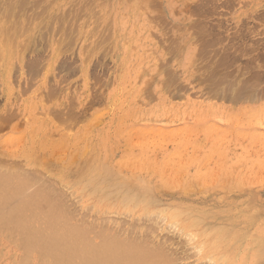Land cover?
I'll return each mask as SVG.
<instances>
[{
	"label": "rangeland",
	"instance_id": "1",
	"mask_svg": "<svg viewBox=\"0 0 264 264\" xmlns=\"http://www.w3.org/2000/svg\"><path fill=\"white\" fill-rule=\"evenodd\" d=\"M0 12V117H11L0 120L1 165L34 178L71 223L82 217L94 233L118 232L123 246L157 254L148 257L157 264H222L228 250L209 248L224 229L247 232L249 242L264 223V0H0ZM202 76L223 77L221 92ZM225 84L263 92L229 99ZM81 168L86 179L92 169L104 175L99 187L135 198L119 205L90 196ZM230 214L237 222L226 221Z\"/></svg>",
	"mask_w": 264,
	"mask_h": 264
},
{
	"label": "bare ground",
	"instance_id": "2",
	"mask_svg": "<svg viewBox=\"0 0 264 264\" xmlns=\"http://www.w3.org/2000/svg\"><path fill=\"white\" fill-rule=\"evenodd\" d=\"M44 1V0H43ZM22 2V1H21ZM232 2V1H231ZM230 2V3H231ZM247 2V1H246ZM250 2V1H249ZM11 4V2H9ZM31 3V2H30ZM39 3V2H38ZM88 3V2H86ZM85 4V3H84ZM93 4V3H92ZM37 5V4H36ZM39 5V4H38ZM37 5V6H38ZM213 5V4H212ZM235 5V4H233ZM8 7L10 6L9 4L7 5ZM12 6V5H11ZM20 6V5H19ZM30 6V5H29ZM197 7V5H196ZM214 7V6H213ZM22 8V7H21ZM45 8V7H44ZM70 8V7H69ZM215 8V7H214ZM218 8V7H217ZM8 9V8H7ZM11 9V8H10ZM68 9V8H67ZM208 9V8H207ZM30 10V9H29ZM79 10V9H78ZM202 10V9H201ZM231 10V8H230ZM3 10H1L2 12ZM206 11V10H205ZM210 11V10H208ZM215 11V10H214ZM0 12V13H1ZM17 12V10H16ZM34 12V11H33ZM73 12V11H72ZM192 12V11H191ZM204 12V11H203ZM4 13V11H3ZM11 13V11H10ZM18 13V12H17ZM48 13V12H47ZM76 13V12H75ZM79 13V12H78ZM196 16H199V14L201 15L202 11H200V9L198 8L195 12ZM34 15V14H33ZM32 15V16H33ZM78 15V14H77ZM94 16V15H93ZM71 17V16H70ZM2 18V17H1ZM4 18V16H3ZM15 18V17H14ZM26 18V16H25ZM85 18V17H84ZM93 18V17H92ZM252 18V17H251ZM32 19V18H31ZM30 19V20H31ZM81 19V18H80ZM29 21V20H28ZM4 22V21H3ZM87 22V21H86ZM15 23V22H14ZM30 23V22H29ZM75 23V22H74ZM53 24V23H52ZM58 24V23H57ZM60 24V23H59ZM78 24V23H77ZM86 24V23H85ZM200 24V23H199ZM243 24V23H242ZM69 25V24H68ZM25 26V25H24ZM59 25H57L58 27ZM198 26V25H197ZM196 26V27H197ZM23 28V27H22ZM199 28V27H198ZM208 28V27H207ZM29 29V28H28ZM66 29V28H65ZM69 29V28H68ZM74 29V28H73ZM103 29V28H102ZM202 29V28H201ZM8 30V29H7ZM114 30V29H113ZM204 30V29H203ZM202 30V31H203ZM244 30V29H243ZM28 31V30H27ZM57 31V30H56ZM76 31V30H73ZM97 31V30H96ZM24 32V31H22ZM198 32H201L198 29ZM232 32V31H231ZM19 33V32H18ZM98 33V32H97ZM244 33V32H243ZM45 34V33H44ZM56 34V32H55ZM203 34V33H202ZM25 35V34H24ZM23 35V36H24ZM22 36V37H23ZM212 36V35H209ZM232 36V35H231ZM18 37V35H17ZM21 37V36H20ZM43 37V36H42ZM229 37V36H228ZM236 37V36H234ZM208 38V37H207ZM210 39V38H208ZM212 39V38H211ZM231 39V37H230ZM229 39V40H230ZM234 39V38H233ZM199 40V39H198ZM207 40V39H206ZM216 40V39H215ZM238 40V39H237ZM14 41V40H13ZM104 41V39H103ZM203 41V39H202ZM222 41V40H221ZM45 42V41H44ZM102 42V41H101ZM170 42V41H169ZM173 42V41H172ZM212 42V41H210ZM209 42V43H210ZM219 42V41H218ZM217 42V43H218ZM224 42V41H223ZM222 42V43H223ZM4 43V42H3ZM208 43V42H207ZM45 44V43H44ZM43 44V45H44ZM99 44V43H96ZM102 44V43H101ZM202 44V43H201ZM205 44L200 45V47H204ZM208 45V44H207ZM13 46V45H11ZM3 47V46H2ZM22 47V46H21ZM206 47V46H205ZM205 47L203 48L202 51H204ZM230 47V46H228ZM29 49V48H28ZM210 49V48H209ZM226 49V48H225ZM37 50V49H36ZM44 50V49H43ZM174 50V49H173ZM197 50V49H196ZM201 50V49H200ZM168 51V50H167ZM171 51V50H170ZM199 50H197L196 52H198ZM235 51V50H234ZM48 52V51H47ZM201 52V51H200ZM208 52V51H207ZM227 52V51H225ZM206 53V52H205ZM217 53V51H216ZM224 53V52H223ZM229 53V52H227ZM226 53V56H227ZM39 54V53H38ZM222 54V53H221ZM200 55V54H199ZM198 55V56H199ZM202 55V54H201ZM200 55V56H201ZM225 55L222 54V56ZM40 56V55H39ZM196 55V58L198 57ZM199 58L201 59L202 57ZM204 56H206L204 54ZM221 56V57H222ZM260 56V55H259ZM41 57V56H40ZM194 57V56H192ZM225 57L221 58V60H223ZM255 58V57H254ZM41 59V58H39ZM205 59L202 58V60ZM211 59V57H210ZM257 59V58H256ZM263 59V57H261V60ZM192 60V59H191ZM212 60V59H211ZM225 60V59H224ZM227 60V61H226ZM226 63H228V59H226ZM259 60V59H258ZM27 61V59H26ZM168 61V60H167ZM35 62V61H34ZM198 62V61H197ZM206 62V61H204ZM219 63L222 61H218ZM32 63V62H31ZM203 63V61H202ZM212 63V62H210ZM224 63V62H223ZM246 63V62H245ZM264 63V61L262 62ZM24 64V62H23ZM28 64V62H27ZM34 64V63H33ZM62 64V63H61ZM199 64V63H198ZM218 64V65H221ZM37 65V63L35 64ZM64 65V64H63ZM215 64H211L210 67L214 68ZM244 65V64H243ZM32 66V65H31ZM206 66V65H205ZM224 66V65H223ZM232 66V65H230ZM250 66V65H249ZM16 67V66H15ZM63 67V66H62ZM218 67V66H216ZM215 67V68H216ZM229 67V64H228ZM61 68V67H60ZM206 69L208 67H205ZM213 68L208 70H212ZM219 68V67H218ZM234 68V67H233ZM28 69V68H27ZM222 69V67H221ZM251 69V68H250ZM30 70V69H29ZM205 70H203V74ZM213 71V70H212ZM215 73V72H214ZM222 73V72H221ZM227 73V72H226ZM230 73V72H229ZM223 74V73H222ZM214 75V74H213ZM219 75V74H217ZM221 75V74H220ZM219 75V76H220ZM231 75V74H230ZM216 76V74L214 75V77ZM255 76V75H253ZM258 76V75H257ZM163 77V75H162ZM172 77V76H171ZM203 77V76H202ZM208 77V76H207ZM217 77V76H216ZM226 77V76H224ZM260 77V76H259ZM13 78V77H12ZM204 78V77H203ZM220 78V77H219ZM223 78V77H222ZM222 78L218 79L216 78V80H213L214 78H205L203 79V82L205 80V84H208V87H211L212 90L215 92H221V83H223ZM228 78V76H227ZM257 78V77H255ZM245 79V78H244ZM227 80V79H226ZM225 80V81H226ZM12 81V80H11ZM250 81H252L250 79ZM249 81V82H250ZM259 81V80H258ZM256 81V82H258ZM22 82V81H21ZM201 82V81H200ZM247 82V84L249 83ZM254 82V81H253ZM252 82V83H253ZM255 82V83H256ZM202 83V82H201ZM200 83V84H201ZM253 85H256V84ZM224 84V83H223ZM227 84V82H226ZM225 84V85H226ZM237 84V83H236ZM246 84V83H244ZM22 85V84H21ZM20 85V87H21ZM224 85V86H225ZM23 86V85H22ZM232 86V85H231ZM235 86V85H234ZM241 87V85H239ZM247 85H245L244 87L240 88L237 87L239 90H235L234 93V88L233 90L231 89V87L229 88V86L226 85L227 89L222 90V92L224 94H230V91H233V95H230L231 97H229V99L233 98V99H239L241 96H243L244 98L247 97H253L254 96V90L253 92L252 90L250 91V87H246ZM249 86H251V82L249 84ZM260 86V85H259ZM264 86V84H263ZM19 87V88H20ZM163 87V86H162ZM252 87V86H251ZM257 87V86H256ZM262 87V86H261ZM225 88V87H224ZM250 88V89H248ZM260 88V87H259ZM21 89V88H20ZM208 89V88H207ZM231 89V90H230ZM236 89V88H235ZM261 89V88H260ZM262 89H264V87H262ZM24 90V89H23ZM230 90V91H229ZM209 91V90H208ZM264 91V90H263ZM262 91V92H263ZM22 92V91H20ZM210 92V91H209ZM212 92V91H211ZM210 92V95H212V93ZM256 92V91H255ZM262 92H258L255 96L259 95ZM125 94V93H124ZM207 94V93H206ZM221 94V93H220ZM94 95V94H93ZM223 96V95H222ZM226 96V95H224ZM254 96V97H255ZM47 97V95H46ZM215 98V97H214ZM218 98V97H217ZM222 98V97H221ZM228 98V97H227ZM243 98V99H244ZM208 99V98H207ZM245 99V100H246ZM254 99V98H253ZM12 101V100H11ZM240 101V100H239ZM238 101V102H239ZM249 101V100H248ZM230 102V100H229ZM47 103V102H46ZM70 103V102H69ZM68 103V105H69ZM92 103V102H91ZM71 104V103H70ZM90 105V104H89ZM7 106V105H6ZM71 106V105H70ZM87 107V106H86ZM72 108V107H71ZM7 109V108H6ZM65 109V108H64ZM67 110V109H66ZM72 110V109H71ZM171 110V109H170ZM13 112V111H12ZM67 112V111H66ZM6 114V113H5ZM15 114V113H13ZM71 114V113H70ZM10 114H8L9 119L11 118L9 116ZM14 116V115H13ZM63 116V115H62ZM68 116V115H67ZM16 117V116H15ZM78 117V116H77ZM3 116L0 117V120H2V122H6L7 120V116ZM65 118V117H64ZM117 118V117H116ZM42 121V120H41ZM133 121V120H132ZM1 122V121H0ZM1 122V123H2ZM2 123V124H4ZM61 123V122H59ZM1 124V125H2ZM6 124V123H5ZM4 124V125H5ZM56 131V130H54ZM81 134V133H80ZM83 134V133H82ZM9 135V134H8ZM84 135V134H83ZM11 137V136H10ZM77 137V136H76ZM12 138V137H11ZM14 139V138H13ZM5 141V140H4ZM50 141V140H49ZM62 141V140H61ZM79 142V141H78ZM6 143V142H5ZM9 144V142H7ZM11 143V142H10ZM13 143V142H12ZM76 143V142H75ZM7 146V144H6ZM11 146V145H10ZM7 148V147H6ZM64 152V151H63ZM76 153V152H75ZM70 154V153H69ZM12 155V154H11ZM121 157V156H120ZM144 157V156H143ZM142 157V158H143ZM44 158V157H43ZM80 158V157H79ZM41 159V158H40ZM74 159H76L74 157ZM3 160V157H2ZM145 160V159H144ZM35 161V160H34ZM46 161V158H45ZM48 161V159H47ZM71 161V160H69ZM116 161V160H115ZM16 162V161H15ZM44 162V161H43ZM49 162V161H48ZM52 162V161H51ZM56 162V161H55ZM50 163V162H49ZM48 163V164H49ZM80 163V162H79ZM138 163V162H137ZM13 164V163H11ZM21 164V163H20ZM51 164V163H50ZM54 164V163H53ZM19 165V163L17 164ZM38 165V163H37ZM79 165V164H78ZM126 165V164H125ZM129 165V164H128ZM42 166V165H41ZM48 166V165H46ZM53 166V165H52ZM152 166V165H151ZM174 166V165H173ZM33 167V166H32ZM37 167V166H36ZM157 167V166H156ZM188 167V166H187ZM48 168V167H47ZM78 168V167H76ZM26 169V168H25ZM35 169V168H34ZM61 169V168H60ZM83 169V168H81ZM206 169V168H205ZM219 169V168H218ZM85 168L83 169V185L81 186L82 189H84V191L86 190V182L87 180H89V183H91V185L89 186V189L86 190L85 193H88L90 196L93 195L95 196V194H102L104 195V199L110 201L112 197H114L116 203H118L119 205H125L126 203H130L129 201L132 200L133 197L131 194L128 195L126 190L124 192H126V194H122V192L119 190H116L115 188H108L107 186H105L106 188L104 189H99L101 187H99V184H103L101 183V181H104V175L101 174H96L95 171L92 169L90 170L89 168V174H88V179H86V172H84ZM157 170V169H156ZM173 170V169H172ZM23 170H21L20 168L15 169L14 167H8V166H3L0 164V264H157L156 260L152 261V259H150L151 257L153 258V256L155 255V258L157 259L156 255L157 254H153V253H149L147 255V252L145 250H147L146 248L144 249H140L138 244L137 247L133 246L132 243V247H127L129 246V244H124L126 245L123 246L124 242H121L118 239H115V235L116 237H118V232L115 233L114 236L109 235V234H104V231H95L96 233H94L92 230H90L89 228L83 226L85 224H82V217L80 222L76 221V223H71V219L72 217H68L69 215H71V213L69 214L68 211L67 213L69 215H66V210H62L63 207L60 210L56 209L57 207H52L51 206V202L48 201V199L53 198L50 197L48 194L43 193L40 187L38 188V184H36L35 181V185L37 186H33V182L31 181L30 177H24V175L22 174ZM88 171V170H87ZM112 171V170H111ZM38 172V171H36ZM62 172V171H61ZM69 172V171H68ZM147 172V171H146ZM227 172V171H226ZM121 173V172H120ZM158 173V172H156ZM213 173V171H212ZM30 174V173H29ZM107 174V173H105ZM109 176H111L110 174L112 173H108ZM107 174V175H108ZM161 174V173H159ZM178 174V173H177ZM207 174V172H206ZM210 174V173H209ZM220 174V173H219ZM33 175V174H31ZM36 175H38L36 173ZM35 175V176H36ZM106 175V177H107ZM192 175V174H191ZM214 177L217 178V175ZM43 176V175H42ZM71 176V175H70ZM108 176V178H109ZM119 176V175H118ZM162 176V175H161ZM211 176V175H210ZM212 177V176H211ZM239 177V175H238ZM165 178V177H164ZM169 178V177H168ZM201 178V177H200ZM199 178V179H200ZM205 178V176L203 177ZM209 178V177H208ZM207 178V179H208ZM46 179V178H45ZM54 179V178H53ZM76 179V178H74ZM73 179V180H74ZM106 179V178H105ZM160 179V178H159ZM196 179V178H195ZM227 179V176H226ZM237 179V178H236ZM261 179V178H260ZM55 180V179H54ZM110 180V179H109ZM161 180V179H160ZM209 180V179H208ZM241 180V179H240ZM263 180V179H262ZM102 181V182H103ZM167 181V180H166ZM175 181V180H174ZM196 181V180H195ZM211 181V180H209ZM213 181V180H212ZM242 181V180H241ZM261 181V180H260ZM46 182V181H45ZM78 182V181H77ZM118 182V181H117ZM234 182V181H233ZM264 182V181H263ZM44 183V182H43ZM48 183V182H47ZM46 183V184H47ZM76 183V182H75ZM93 183H97V184H93ZM202 183V181H201ZM210 183V182H209ZM258 183V182H257ZM41 184V182H40ZM88 184V183H87ZM164 184V183H163ZM177 184V183H176ZM230 184V183H229ZM260 184V182H259ZM49 185V184H48ZM106 185V184H105ZM116 185V184H115ZM119 185V184H118ZM123 185V184H122ZM139 184H137L138 187ZM170 185V184H169ZM233 185V184H232ZM237 185V184H236ZM45 186V184H44ZM66 186V185H65ZM79 186V184H78ZM255 186V185H254ZM36 187V188H35ZM51 187V186H50ZM99 187V188H98ZM229 187V186H228ZM252 187V186H251ZM52 188V187H51ZM55 188V187H54ZM66 188V187H65ZM141 185L138 189L141 190ZM208 188V186H207ZM32 189V190H31ZM40 189V190H39ZM129 189V188H128ZM143 189V188H142ZM223 189V188H222ZM232 189H234L232 187ZM52 189H49V191ZM231 190V188H230ZM63 191V190H62ZM61 191V194H62ZM229 191V190H228ZM137 192V191H136ZM140 191L137 192L136 195L139 194ZM143 192V191H141ZM146 193V191H144ZM143 192V193H144ZM65 193V192H64ZM141 193V195L143 194ZM45 194V195H44ZM54 194V193H53ZM52 194V195H53ZM70 194V193H69ZM135 194V193H134ZM56 195V193H55ZM54 195V196H55ZM60 195V194H59ZM140 195V196H141ZM70 196V195H69ZM47 197V198H46ZM56 197V196H55ZM61 197V196H60ZM71 197V196H70ZM58 198V197H57ZM56 198V199H57ZM79 198V197H78ZM113 200V199H112ZM134 200V199H133ZM76 201V200H75ZM79 201V200H78ZM102 201V200H101ZM50 202V203H49ZM55 202V201H54ZM133 202V201H132ZM144 202V201H143ZM72 203V201H71ZM77 203V202H75ZM136 203V202H135ZM225 203V202H224ZM248 203V202H247ZM55 205V203H54ZM68 205H70L68 203ZM76 205V204H75ZM135 205V204H133ZM132 205V206H133ZM57 206V205H56ZM59 206V205H58ZM112 206V205H111ZM246 206V205H245ZM248 206V205H247ZM107 207V206H105ZM104 207V208H105ZM137 207V204H136ZM69 208V207H68ZM135 209V207H133ZM256 208V207H255ZM76 209V208H75ZM80 209V208H79ZM87 209V208H86ZM102 209V208H101ZM123 209V207H122ZM127 209V208H126ZM134 209H127L126 211L129 210L133 211ZM71 210V209H70ZM69 210V212H70ZM77 210V209H76ZM107 210H111L110 208H107ZM125 210V209H124ZM142 210V209H141ZM143 210L145 211V208L143 207ZM87 211H91L90 209H87ZM116 211V210H115ZM86 212V211H85ZM76 213V212H75ZM146 213V212H145ZM85 214V213H84ZM184 213H182L183 215ZM83 215V214H82ZM115 215V214H114ZM150 215V214H149ZM153 215V214H152ZM168 214V216L170 217L169 221H178V218L181 216V213L178 215L175 214ZM190 215V214H189ZM81 216V214H80ZM84 216V215H83ZM158 216V215H157ZM192 216H194V214H192ZM196 216V215H195ZM252 216V215H251ZM117 217V216H116ZM126 217V216H125ZM143 217H146V215H144ZM184 217V216H183ZM182 217V218H183ZM74 218V217H73ZM72 218V219H73ZM101 218V217H100ZM112 218V217H111ZM110 218V219H111ZM115 218V217H114ZM119 218V217H118ZM154 218V217H153ZM157 218V217H156ZM186 218V216H185ZM189 218V217H188ZM253 217L250 216H246V218H242L246 223L251 224L252 221H254L252 219ZM87 219V218H86ZM91 219V218H90ZM104 219V218H103ZM102 219V220H103ZM109 219V220H110ZM117 219V218H116ZM127 219V218H126ZM129 219V217H128ZM144 220V218H142ZM140 217V220H142ZM175 219V220H174ZM237 219H239L238 217H233L231 214L228 215L226 217V221L227 222H237ZM74 220V219H73ZM72 220V222H73ZM95 220V219H94ZM97 220V219H96ZM106 220V219H105ZM149 220V218H148ZM120 221V220H119ZM156 221V220H155ZM160 221V220H159ZM187 221V220H186ZM185 221V222H186ZM240 221V220H238ZM106 222V221H105ZM115 222V221H114ZM124 222V220L122 221ZM145 222V221H143ZM158 222V221H157ZM189 224L191 226L193 225H199L201 222V219L193 217L192 219L188 220ZM94 223V222H93ZM111 223V222H110ZM121 224V221L119 222ZM125 223V222H124ZM133 223V222H132ZM135 223V222H134ZM155 223V222H154ZM159 223V222H158ZM114 224V223H113ZM126 224V223H125ZM106 225V223H105ZM154 225V224H152ZM160 225V223H159ZM188 225V224H186ZM88 226V225H87ZM94 227H96L95 225H93ZM102 226V225H101ZM116 226V225H115ZM122 226V225H121ZM190 226V227H191ZM106 227V226H105ZM113 227V226H112ZM111 227V228H112ZM149 227V226H148ZM151 227V226H150ZM157 227V226H156ZM172 227V225H171ZM210 227V226H208ZM100 228V226L98 227ZM104 228V227H102ZM110 228V227H109ZM108 228V229H109ZM141 228V227H140ZM170 228V226H169ZM175 228V227H174ZM122 229V227H121ZM120 229V230H121ZM158 229V228H157ZM156 229V230H157ZM205 229V228H204ZM255 234L252 235L250 237L249 242H247V239L249 237L248 233L245 231H241V232H233L229 230H221V231H217V232H213L216 234V240L214 241V244L212 245L210 249L212 250H218L219 248H226L228 250V252L225 254L221 253L218 257V260L222 263V264H264V223L261 224H257L256 228H255ZM95 230V229H94ZM105 230V229H103ZM131 230V228H130ZM134 230V229H133ZM132 230V231H133ZM148 230V229H147ZM215 229H213L214 231ZM122 231V230H121ZM181 231V230H180ZM111 231L109 230V233ZM129 232V231H128ZM137 232V231H136ZM93 233L97 236H94ZM100 233V234H98ZM108 233V232H107ZM124 233V230H123ZM131 234V233H129ZM152 234V233H151ZM90 235V236H89ZM99 235L102 237L100 239ZM122 235V234H121ZM120 235V236H121ZM127 235V234H126ZM125 235V236H126ZM155 235V234H153ZM190 235V234H189ZM123 236V235H122ZM128 236V235H127ZM126 236V237H127ZM110 237H114L115 240L117 241V244L114 242L112 243ZM184 237V236H183ZM190 237V236H189ZM122 238V237H121ZM132 238V237H131ZM191 238V237H190ZM96 239H100L99 242H95ZM113 239V238H112ZM129 239V238H128ZM137 239V238H136ZM139 239V238H138ZM141 239V238H140ZM162 239V238H161ZM164 239V238H163ZM182 239V238H181ZM186 239V238H185ZM184 239V240H185ZM192 239V238H191ZM127 240V239H126ZM142 240V239H141ZM166 240V239H165ZM165 240H163V243L165 242ZM98 241V240H97ZM129 241V240H128ZM145 242V240H143ZM167 241V240H166ZM242 241H245V246H242L241 248L238 249V245L237 248H232L233 245L236 246L235 244H239ZM144 242H142V244H144ZM191 242V241H190ZM189 242V243H190ZM140 243V242H139ZM188 243V244H189ZM141 244V245H142ZM187 244V243H186ZM202 244V243H201ZM148 245V244H147ZM241 245V244H239ZM9 246H13V248L15 247L18 250L21 251L20 255L16 254L15 252L11 251ZM145 246V245H144ZM151 246V245H150ZM167 246V245H166ZM195 246V245H194ZM205 246V245H204ZM147 247V246H146ZM152 247V246H151ZM199 247V246H198ZM199 248L201 250H203L204 252V248L203 245H201ZM153 249V248H152ZM151 249V250H152ZM156 249V248H155ZM165 249V248H164ZM149 250V251H151ZM18 251V252H20ZM157 251V249L155 250ZM168 251V250H167ZM196 251V250H194ZM156 253V252H155ZM198 253V252H197ZM152 254V256L150 255ZM205 255V253H204ZM209 255V254H208ZM149 256H151L150 258H148ZM217 257H214L213 255H209L207 259L213 260L216 259ZM171 259V258H170ZM174 259V258H173ZM176 259V258H175ZM161 260V258H160ZM165 260V259H164ZM151 261V262H150ZM175 261V260H174ZM154 262V263H152ZM163 262V259L162 261ZM158 264H161V263ZM166 262V260H165ZM172 262V260H171ZM176 262V261H175ZM178 262V261H177ZM235 262V263H234ZM168 263H169V259H168ZM167 263V264H168ZM210 264V263H208Z\"/></svg>",
	"mask_w": 264,
	"mask_h": 264
}]
</instances>
